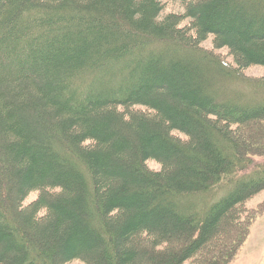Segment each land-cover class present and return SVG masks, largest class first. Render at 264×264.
Instances as JSON below:
<instances>
[{
    "label": "trees",
    "instance_id": "16d2710c",
    "mask_svg": "<svg viewBox=\"0 0 264 264\" xmlns=\"http://www.w3.org/2000/svg\"><path fill=\"white\" fill-rule=\"evenodd\" d=\"M253 66L264 0H0V264H230L264 190Z\"/></svg>",
    "mask_w": 264,
    "mask_h": 264
},
{
    "label": "rangeland",
    "instance_id": "374dc122",
    "mask_svg": "<svg viewBox=\"0 0 264 264\" xmlns=\"http://www.w3.org/2000/svg\"><path fill=\"white\" fill-rule=\"evenodd\" d=\"M163 4L164 9L161 16H165L167 14L183 13L182 5L178 2L163 1ZM201 47L205 50L213 52L226 64L233 66L232 59L227 54L226 49L215 50L213 48L211 37L204 41L201 44ZM242 76L246 80H250L253 82L264 77V68L256 66L249 67L242 71ZM251 84L252 83L244 84L245 86L243 87L241 84L237 83L233 86V89L242 93H246L247 95L255 96V90L250 86ZM181 137L182 136L180 135V138ZM252 160L255 165H264V157H254ZM147 166L153 171H157L160 169V166L155 162H148ZM37 196L38 193L36 192L29 194V196L23 202L22 206H29L32 202L35 201ZM243 209L246 212L251 213L253 219L248 227V235L244 243L242 244L238 253L230 264H264V190L248 200L244 204ZM69 264H81V262L75 261Z\"/></svg>",
    "mask_w": 264,
    "mask_h": 264
}]
</instances>
